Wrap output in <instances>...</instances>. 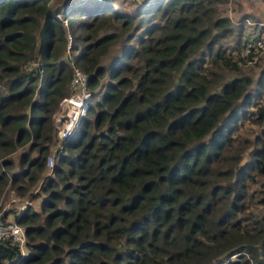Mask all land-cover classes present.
I'll use <instances>...</instances> for the list:
<instances>
[{
  "label": "trees",
  "instance_id": "1",
  "mask_svg": "<svg viewBox=\"0 0 264 264\" xmlns=\"http://www.w3.org/2000/svg\"><path fill=\"white\" fill-rule=\"evenodd\" d=\"M130 1L0 0V199L7 187L40 199L13 217L27 254L6 237L0 264H264V219L249 211L264 177V70L243 73V39L217 45L233 33L218 7L229 0ZM73 64L92 96L47 169ZM220 68L233 75L218 82Z\"/></svg>",
  "mask_w": 264,
  "mask_h": 264
},
{
  "label": "rangeland",
  "instance_id": "2",
  "mask_svg": "<svg viewBox=\"0 0 264 264\" xmlns=\"http://www.w3.org/2000/svg\"><path fill=\"white\" fill-rule=\"evenodd\" d=\"M147 1L148 0H139L138 2L141 3V6H143L149 2ZM52 2H54V0H52ZM92 3L95 2L90 1L87 3H82L81 5L87 6ZM112 4L113 7L123 11H132V9L136 6V4H134L130 0H113ZM218 7L220 13L223 16H229L231 17L232 20H234V23L232 25L234 29V33L232 35L223 37L217 43V45L218 44L222 45V47H224L226 51L231 50L232 46L235 45L234 39L236 38L237 36L236 33L238 31L235 21H237L238 23L242 19L243 22L242 26L244 27V29H246L247 26L248 29L251 30L252 27H250L245 23L244 21L245 18H249L250 20H255V19L264 20V0H229L226 3H221ZM242 14L245 16L242 17L241 16ZM240 17L242 18L240 19ZM117 27H119V24H117ZM113 30L114 29H111L105 32H111ZM140 31L141 30L134 32V36L129 41H127L125 38L126 34H123L121 39L118 42L113 43L109 47L107 53L101 57L100 63L106 66L107 68H109L112 65V63L115 62L117 58L121 55L127 43L136 44V42L138 41V37L140 35ZM204 52H207V48L204 49ZM66 54L67 56L68 55L70 56V54L72 53L70 52V50L67 51L66 49ZM262 69H264V55L256 63L242 65L243 73L250 75L253 78L254 82L259 77L260 73L262 72ZM216 73L218 75V82L227 80L233 75V72H231L227 68L216 69ZM106 75L100 80V85L98 87V90H96V93L94 94V97L98 96V99H100L101 97L100 95L105 87L106 82L108 81ZM246 127L254 129L255 131L258 130V128L255 126L250 127L246 125ZM248 136L252 137L253 132H251V134ZM55 137L57 138L56 140L59 141L57 135ZM55 148H56L55 146H52L51 151L49 152L48 155L53 154ZM20 151L21 150H18L16 153L13 154V156L17 158ZM263 181H264V177L252 185L254 198L249 208V211H251L253 217L258 220L264 219V203L260 201V199L264 197V185L262 184ZM39 203H40V199L29 200V198L26 196H19L13 193V190L7 187L4 190L3 195L0 199V215L3 213L2 216L5 219H12V217H14L15 214L19 215L23 210H25L29 206L39 209L38 207ZM9 214L11 215L9 216ZM228 260L233 261L235 263H239L238 262L239 257L236 254L229 256ZM223 261L226 262L227 258H224ZM242 264H251V263H242Z\"/></svg>",
  "mask_w": 264,
  "mask_h": 264
},
{
  "label": "built area",
  "instance_id": "3",
  "mask_svg": "<svg viewBox=\"0 0 264 264\" xmlns=\"http://www.w3.org/2000/svg\"><path fill=\"white\" fill-rule=\"evenodd\" d=\"M137 1V0H136ZM139 1V0H138ZM245 23L252 27L247 30V36L243 38V47L240 55L245 64H253L264 55V21L260 19L250 20L245 18ZM66 24V21H64ZM70 40V35H69ZM69 50V47L67 51ZM38 64L29 61L24 66L26 71H31ZM89 74L81 67L73 64L72 77L69 83L68 94L61 98L58 108L52 115L56 127V135L59 144L56 145L53 154L46 158V167L50 169L55 160V153L62 148V142L74 132L81 118L86 115L92 91L87 87ZM10 238L19 248L21 255L27 254L26 235L24 227L14 219H2L0 216V240Z\"/></svg>",
  "mask_w": 264,
  "mask_h": 264
},
{
  "label": "crops",
  "instance_id": "4",
  "mask_svg": "<svg viewBox=\"0 0 264 264\" xmlns=\"http://www.w3.org/2000/svg\"><path fill=\"white\" fill-rule=\"evenodd\" d=\"M251 14V13H250ZM242 17H244L245 15H241ZM229 17V16H228ZM242 17H240V19L242 18ZM230 19H231V17H229ZM264 21V20H263ZM233 23H234V20H232L231 19V27H232V29H233ZM235 23H236V25H237V33H236V38L234 39L235 41L236 40H240V39H243L244 37H246L247 36V30L246 29H244V27L242 26V24H243V22H242V19H241V21H239L238 23H237V21H235ZM233 33H234V29H233ZM232 33V34H233ZM231 34V35H232ZM235 43V42H234ZM264 69H262V71H263ZM3 215V213L0 215V216H2ZM11 214H9V216H10ZM12 219H13V217H12Z\"/></svg>",
  "mask_w": 264,
  "mask_h": 264
}]
</instances>
